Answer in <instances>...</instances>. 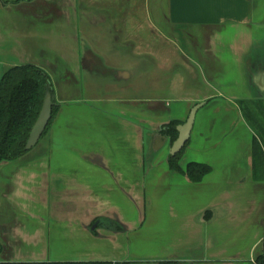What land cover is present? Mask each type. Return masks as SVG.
Masks as SVG:
<instances>
[{"label":"crops","instance_id":"1","mask_svg":"<svg viewBox=\"0 0 264 264\" xmlns=\"http://www.w3.org/2000/svg\"><path fill=\"white\" fill-rule=\"evenodd\" d=\"M24 64L39 66L50 75L58 111L33 150L18 161L0 162V262L27 261L25 257L61 261L37 252L50 248L48 234L67 235L58 242L68 244L80 233L96 238L98 232L91 230L95 219L114 211L115 201L141 202L139 195L145 193L140 185L157 179L154 158L147 175L146 137L152 149L158 127L183 120L189 108L213 99L215 93L202 95L203 85L210 89L230 85L244 92L241 99L264 100V0H0V79L7 68ZM136 85H148L151 91L152 98L146 100L150 109L142 113L149 126L138 116L137 120L103 117L110 103H135L136 96L125 97ZM157 104L159 111L153 110ZM127 108L136 112L134 105ZM93 111L103 127L131 143L132 147L125 146L129 165L110 163L106 156L110 150L99 135L102 129L97 128L96 135L87 131ZM238 118L250 141L222 177L228 187L189 210V217L171 213L168 226L186 227L188 235L177 244L181 249L175 250L178 239L168 243L164 258L252 264L259 255L256 251L264 240L259 189L264 181L254 179V132L242 114ZM57 152H64L68 161L60 157L53 161ZM27 156L29 160L23 161ZM215 174L213 170L202 182H190L191 189L203 193L217 185ZM194 197L198 195L188 199ZM142 201L146 202L145 195ZM206 209H212L215 217L203 232L205 222L197 221ZM224 231L239 237V243L226 242ZM33 234L45 237L34 242ZM108 242L84 255L77 253L82 256L72 261H115ZM72 245L69 251H77ZM27 249L33 254H25ZM185 252L195 254L182 256Z\"/></svg>","mask_w":264,"mask_h":264},{"label":"rangeland","instance_id":"2","mask_svg":"<svg viewBox=\"0 0 264 264\" xmlns=\"http://www.w3.org/2000/svg\"><path fill=\"white\" fill-rule=\"evenodd\" d=\"M144 1L145 0H143V3ZM138 76L140 79L142 78V81L144 79L147 81V77H145V75H143V77L142 74ZM206 77H208L207 79L209 81L213 80L211 75L206 74ZM212 86L210 89L209 85H203L204 88L202 95L208 94L206 96H214L215 93V97L209 100L198 112L196 125L192 132V141H190L192 146H187L184 158L182 159L181 163L184 167L189 161L201 162L211 165L212 171L215 170L216 172L215 181H217V185L207 188V190L203 193H196V189L193 191L190 186V180L186 175L171 170L169 161L167 159L169 157L168 145H166L158 153L153 154L150 151L151 142L148 137H146L145 157L147 175L149 167H153V165H148L150 161L156 159L157 162L155 168L157 172V179L155 183L153 181L149 183V179H146L145 186L140 185L141 193H145L144 195H146L145 199L147 201V205L142 201V197L144 195H139L141 196V202H136V205H133L130 201H115L113 204L116 205V209L110 212V215L108 214L107 217L99 218L97 222H101L102 226H109L110 228L116 229L120 232L110 233L99 230L98 234L94 235L96 238H94L93 235L88 232H86V234L80 233L75 235V242L70 244H68L66 240H61V243L58 242L59 239H61L63 236L67 237V235L50 233L48 234L49 242L47 245L50 248L46 250V252L44 250L37 251L38 254L42 253V256L47 254L49 256L48 258H52V260L61 259V261H67L77 259L80 258L79 256L84 255L87 251H92L93 249L98 250L99 247H96L98 246L97 244L105 245L106 239H109L110 242H108L109 245H107V250L108 253L116 256L115 261L117 260L118 262H121L129 260L133 262V264H136V260H144L145 262H139L138 264H154L155 262L150 260L164 258L168 251V243L173 244L174 240L176 239L178 240L174 243V245L181 243L180 239L186 238L188 235L186 227L182 228L180 226L174 225L169 227L168 224L172 222L171 213L173 211H179L183 212L184 214L188 213L189 217V210L195 211L201 204L207 203L219 192L221 193L225 188H227L228 184L225 183V180L222 179V177L224 176L226 169L230 167V164L232 162H236L237 158L242 155L240 152L245 151L250 141V137L248 141L249 133H246V128L238 118V115L242 114L239 99H241L240 97L242 94H244V92L240 89L233 88V86L230 85ZM150 92L151 91L148 85H136V90L128 91L125 97L126 99L131 95V98L136 96L135 103H113V105L110 103L109 106L107 105L106 109L108 112L103 114V117H105L106 114H109L110 119L116 120V118L113 116L116 115L123 117L128 116L127 118L137 120L138 116L140 118H144V121L141 124L144 126H149V118L147 115L144 116L142 113L146 111V113H148L150 109L149 103L146 102V100H150L152 98L150 97ZM228 100H231L232 102ZM132 105L136 106V112L129 111L130 108L125 110V107H131ZM184 107L186 108V106H183V108ZM153 108L155 111L160 110L159 104ZM189 111L190 108L188 109L184 119L179 120L180 122L185 121ZM95 113H97V111L89 113L91 124L89 127H87V131H91L96 135L95 131L102 129L103 134L99 135L101 136L103 146L108 147L110 150V153L106 154L110 163H118L119 165L125 166L129 165V154L126 153L127 150L125 149V146L130 148L132 147L131 143L120 139L118 133L115 132L116 130H108L107 128L103 127L102 123L100 124V122L97 121L98 116H95ZM68 114L69 113L66 111L65 115ZM201 133L202 135H200ZM252 137L254 139V135ZM124 142H128L129 144H125ZM246 142L247 146H245ZM136 144H138L137 139ZM122 149L124 150L122 151ZM141 154L143 155V152ZM138 156L139 155L136 154V162H138ZM59 157L64 161H68V157L64 152L63 154H60L59 152L55 153L52 160L54 161V158L58 160ZM28 160L29 158L27 156V158H25L23 161ZM124 171L125 173L127 172L126 170ZM168 171L169 174H166ZM139 174L142 178L143 169L139 170ZM137 190L138 189L136 187V191ZM259 191L263 194L264 201V186L262 189H259ZM189 195H198V198L196 199L194 197V199H188ZM150 197H152L151 202L149 201ZM259 214H261L264 218V205L262 211ZM198 222L200 224L202 223L201 221ZM257 224L258 223L256 221L253 224V227L256 228ZM201 225L204 232L207 225ZM42 236L45 237L44 234H33L31 235V239L36 242L38 239L42 240ZM221 236H223V239H226V242L239 243L240 241L239 237L234 238L230 231H224V233H221ZM62 239L65 238L63 237ZM89 239L93 240L94 244L90 243ZM263 242L258 247L256 254H260L263 251ZM87 243L88 245L85 248L84 246ZM241 243L244 244L243 242ZM72 244H75L77 251H71L74 248L69 251L70 247H74ZM31 245L29 244V246ZM175 247H177L175 250L181 249L179 245ZM104 248L106 249V247ZM62 250L66 251L63 252L62 255H58ZM182 251L183 250H181V252ZM24 253L28 255L33 254L30 249L25 250ZM77 253H82V255H77ZM185 255L190 256V254L186 252L185 254L183 253L182 256ZM60 256L65 257L61 258ZM24 259L28 261V259H33V257H25ZM251 263L253 264V262Z\"/></svg>","mask_w":264,"mask_h":264},{"label":"trees","instance_id":"3","mask_svg":"<svg viewBox=\"0 0 264 264\" xmlns=\"http://www.w3.org/2000/svg\"><path fill=\"white\" fill-rule=\"evenodd\" d=\"M50 75L33 64L17 65L7 68L0 79V162L13 161L23 156L26 144L36 122L47 89L52 90ZM242 112L255 131L252 143L254 179L264 181V100H239ZM58 111L53 106L52 119ZM52 119L48 125L52 122ZM178 120L169 124L173 129L172 142L178 136ZM259 138V139H258ZM263 145V147H262ZM172 158V157H171ZM170 168L187 175L194 183L204 180L212 172L206 163L191 162L181 169L175 159H169ZM257 264H264V251L257 255ZM0 264H130L111 260L82 261H7Z\"/></svg>","mask_w":264,"mask_h":264},{"label":"water","instance_id":"4","mask_svg":"<svg viewBox=\"0 0 264 264\" xmlns=\"http://www.w3.org/2000/svg\"><path fill=\"white\" fill-rule=\"evenodd\" d=\"M205 104H206V101H202L194 105L193 108H191V111L189 113V116L186 122L178 126L179 135H178V138L174 141V143L170 147L169 155L173 156L177 154L179 151L182 150V148L188 142V140L191 137L197 111L200 107L204 106ZM53 106H54V101L52 99V92L50 91V89H47L40 114L30 132V135H29V138L26 144V150H30L32 147H34L38 143V141L40 140L44 132L47 130L48 125L52 119ZM158 129L160 130L161 127H158ZM158 137L156 136V141L151 149V152L153 154L161 151L164 148L163 146L165 145V143L159 140ZM167 159L169 161V157ZM97 219L99 218H96L95 220ZM102 229H109L110 233L120 232L116 229L110 228L109 226L107 227L102 226L100 222L94 223L93 226L91 227L92 232H98L99 230H102ZM92 260H99V259L95 258Z\"/></svg>","mask_w":264,"mask_h":264},{"label":"flooded vegetation","instance_id":"5","mask_svg":"<svg viewBox=\"0 0 264 264\" xmlns=\"http://www.w3.org/2000/svg\"><path fill=\"white\" fill-rule=\"evenodd\" d=\"M51 78V77H50ZM52 80V79H51ZM52 86H53V82H52ZM52 90L53 91H51L52 92V99H53V101H54V105H56V107H58V104H57V102L55 101V96H54V87H52ZM243 99H245V98H243ZM240 100H242V99H240ZM245 100H254V99H245ZM259 100V99H258ZM208 102V101H207ZM198 104V103H197ZM196 105V104H195ZM203 107V106H202ZM202 107H200L199 109H198V111H197V114H198V112L200 111V109L202 108ZM242 109V108H241ZM197 114H196V119H195V123H194V126H193V129H192V132H193V130H194V128H195V125H196V120H197ZM242 115H243V117H244V120L246 121V123L248 124V126L251 128V126L249 125V123L247 122V120H246V118H245V116H244V114H243V112H242ZM188 116H189V114H188ZM188 118V117H187ZM187 118H186V120H187ZM186 120L185 121H183V122H180V123H178L177 125H176V129L178 130V126L179 125H181V124H183V123H185L186 122ZM171 121H174V120H170L168 123H165L163 126H162V128L160 129V130H158V132H157V134H153V138L154 137H158V139L159 140H161L162 142H165V146L166 145H168V148L170 149V147L172 146V144L174 143V141L172 142V136H173V129H172V126H170V122ZM179 121V120H178ZM252 129V128H251ZM253 130V129H252ZM47 131H48V129L44 132V134L42 135V137L40 138V140L38 141V143L42 140V138L47 134ZM253 132H254V137L255 136H257L256 135V133H255V131L253 130ZM178 135H179V131H178ZM191 137H192V133H191ZM191 137H190V139L188 140V142L185 144V146L182 148V150L181 151H179L177 154H175V155H173V156H171V155H169V159H175V163L181 168V169H186L187 168V166H188V164L189 163H191V162H194V161H189L188 163H187V165L184 167L183 165H182V163H181V161H182V159L184 158V154H185V151H186V148H187V146L189 145V143H190V141H191ZM177 138H178V136H177ZM176 138V139H177ZM259 139V138H258ZM38 143L34 146V147H32L30 150H27V152L23 155V156H25L26 154H28L31 150H33L37 145H38ZM164 146V147H165ZM262 147H263V145H262ZM264 148V147H263ZM23 156H21V157H23ZM20 157V158H21ZM172 157V158H171ZM19 159V158H18ZM17 160V159H16ZM14 161V160H13ZM201 163V162H200ZM171 170H173V169H171ZM173 171H175V170H173ZM175 172H178V173H181V174H184V173H182V172H179V171H175ZM184 175H186V174H184ZM187 176V175H186ZM206 178V177H205ZM204 178V179H205ZM190 180V179H189ZM190 182H192L191 180H190ZM202 182V181H201ZM192 183H194V182H192ZM198 183H200V182H198ZM145 198H146V195H145ZM145 204L147 205V201L145 202ZM215 217V213H214V211L212 210V209H206L205 211H204V213L202 214V215H200L199 217H198V221H202V222H205V224H208L213 218ZM98 221V219L97 220H95L94 221V223H96ZM197 221V222H198ZM100 224H101V222H100ZM263 245H264V242H263ZM263 251H264V249H263ZM262 251V252H263ZM195 253H190V256H193ZM256 258H257V256L255 257V259H252V262H253V264H257V260H256ZM150 261H153V262H155L156 264H208L207 262L208 261H206V260H203V259H200V258H198V259H185V258H164V259H158V260H150ZM116 262H118V261H113V263H116ZM121 262H129L130 264H133V262H131V261H129V260H127V261H121ZM139 262H145L144 260H136V264H138ZM154 263V264H155Z\"/></svg>","mask_w":264,"mask_h":264}]
</instances>
